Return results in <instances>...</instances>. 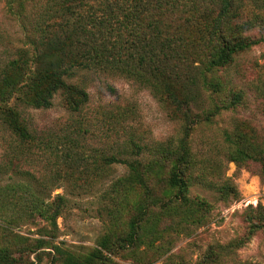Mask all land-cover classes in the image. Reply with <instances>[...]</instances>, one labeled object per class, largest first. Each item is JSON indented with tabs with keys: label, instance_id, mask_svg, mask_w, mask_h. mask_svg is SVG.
Masks as SVG:
<instances>
[{
	"label": "rangeland",
	"instance_id": "rangeland-1",
	"mask_svg": "<svg viewBox=\"0 0 264 264\" xmlns=\"http://www.w3.org/2000/svg\"><path fill=\"white\" fill-rule=\"evenodd\" d=\"M239 3L248 14L257 13L262 19L241 31V36L257 43L235 53L226 67L215 72L213 80L220 85L217 96L211 90L199 91L201 79L191 87L199 95L198 108L205 106L204 116L216 103H229L239 94L233 107L210 116L186 136L197 164L185 175V195L204 201L205 209L193 205L168 213L158 207L149 209L141 223L140 243L113 254L104 252L107 257L97 264H264V231L250 234L247 221L255 215V206L264 204V0H234ZM66 4V0H0V61L5 65L17 60L25 69H6L0 81L32 70L37 52L65 59L47 60L51 63L71 61L70 44L62 40L64 27L59 25L66 20ZM111 7L112 11L99 1L82 0L74 11L79 19L106 18L115 11V5ZM188 9V4L174 2L172 10L159 18L165 33L161 34L170 35V44L188 54L183 64H172L168 79L153 74L160 87L180 88L194 73L192 65L205 61L200 60L198 33L189 32L192 28L185 25H170L183 21ZM140 29L137 38L120 32L122 42L119 31L97 28L101 47L110 49L116 42L115 47L123 48L116 56L119 63L105 55L93 72L84 74L81 67H73V82H82L88 92L87 103L78 111L66 109L60 92L54 94L50 107L33 108L28 97L24 99L23 82L10 96L8 105L24 118L31 136L20 140L0 121V248L7 249L18 264H78L99 249L103 236H124L144 189L122 185L119 195H110L112 183L129 172L117 160L146 161L158 145L185 136L182 120L149 85L153 70L140 71L134 78L139 70L136 59L128 61L129 71L119 69L124 51L136 56L135 51L154 34ZM45 31L57 35L56 51L43 49ZM84 48L81 40L75 42V64L83 61L79 59ZM225 131L239 135L246 148L255 150V158L242 163L231 160L222 147ZM111 156L116 161L108 162ZM153 173L157 176L154 193L162 195L167 164L155 166ZM203 179L215 187L204 185ZM222 184L229 185L224 192L218 189ZM32 203L51 210L57 205L58 215L51 220Z\"/></svg>",
	"mask_w": 264,
	"mask_h": 264
},
{
	"label": "trees",
	"instance_id": "trees-1",
	"mask_svg": "<svg viewBox=\"0 0 264 264\" xmlns=\"http://www.w3.org/2000/svg\"><path fill=\"white\" fill-rule=\"evenodd\" d=\"M82 0H66L65 12L66 20L59 23L63 31L62 40L68 41L70 44L69 61L66 65L59 63H51L47 60H65L51 59L46 54L35 56L33 69L24 76H19L17 79H2L0 89V121L8 126V128L20 140L30 139L27 124L12 106L8 105L10 96L19 90L20 83L23 84L24 99L28 97V104L33 108H48L51 105V100L55 93L62 94V100L67 110L78 111L81 106L88 101V92L86 85L73 82L75 70L73 67H81L82 71L89 73L93 72L99 63L98 60L105 59V55H110L114 63H119L116 59L117 54L123 47L119 45L115 47L116 42L110 45V49L101 47L97 38V28L105 31H119L121 36L119 40L123 42L124 35L120 32H127L128 35L134 33L137 38L140 31L150 29L154 31L150 41L141 47L140 51H135V55L128 49L124 51V56L119 64V69H127L131 67L129 60H139V69L133 77L140 75V71L151 68L149 85H152V90L161 100L166 102L173 108L175 114L184 123L185 136L180 138L176 143L168 142L166 146L158 145L155 148V154H151L146 161L136 160L126 161L117 160L125 163L129 167V172L118 178L112 183L110 195H119L118 186H140L144 189V196L141 200L134 203L135 213L128 222V232L124 236H119L111 239L110 236H103L98 245L99 249H94L83 262L78 264H97L108 254H113L118 250L135 247L140 243V228L147 211L153 207H158L164 213L175 211L176 208L182 206H191L198 209H205L204 201L191 200L185 195L187 191L186 173L191 170L197 163L195 162L190 147L186 143V136L200 123H205L210 119V116L218 114L222 111L229 110L233 107L238 99L239 94L235 93L229 103H216L209 114H203V109L198 108V94L191 92V87L194 86L197 80L201 79L202 88L199 91L211 90V93L217 96L219 91V82L213 80L215 72L226 67L231 61L232 56L240 51L248 49L250 46L257 43L258 40L247 39L241 36V31L251 28L255 22L262 21L257 13L248 14L244 11V4H234V0H94L99 1L102 5L112 11L111 5H115V11L109 17L97 18L92 15L84 16L80 19L75 13V9L80 5ZM180 1L189 5L187 14L182 17L183 21L174 22L170 25L179 28L180 25H185L192 28L198 33L199 43L202 46V57L198 61V65H192L194 70L186 81L180 85V88H171L167 84L163 87L158 86L153 81V74L156 76H165L172 72L173 63L183 64L187 60L188 54L184 50L177 51L170 44V35L163 36L161 33L162 24L160 16L164 11L173 8V3ZM213 13V14H212ZM89 17V18H88ZM87 19V20H86ZM255 20V21H254ZM45 36H42L41 44L47 52L56 51L58 49V37L52 31H45ZM180 34V31H178ZM126 36L127 34L124 33ZM165 34V33H163ZM82 41L85 45L84 53L81 56L82 62L75 64L76 56L73 53L74 44L76 41ZM114 41V40H113ZM105 53V54H104ZM49 58V59H48ZM67 60V59H66ZM22 63L17 60H10L2 65L0 61V76L4 75L6 69L18 68L25 72ZM188 65V64H187ZM22 75V74H21ZM147 81V80H146ZM153 83V84H152ZM145 84V82H143ZM209 97V96H208ZM20 100V97L17 98ZM223 149L225 154L233 161L242 163L249 159L255 158L253 155L254 149L246 148L243 140L237 134L230 132L223 133ZM142 155V154H141ZM141 158L144 157L140 156ZM261 161V157L258 158ZM116 161V158H108V162ZM140 161V162H138ZM167 164L168 176L166 178V188H163L162 195H156L154 181L157 176L153 173L155 166ZM139 167L142 168L140 171ZM264 173V163L262 165ZM154 181V182H153ZM201 183L209 187H215L212 182H207L205 179ZM229 185L222 184L218 189L222 192L226 191ZM174 190V191H173ZM124 191V190H123ZM173 191V192H172ZM59 199H61L58 196ZM34 208L42 213H46L47 218L53 220L58 215V206H54L51 210L49 207H42L33 204ZM255 215L248 216L249 233L252 234L258 230L264 231V204L258 203L255 208ZM152 243V240L149 242ZM0 264H18L14 257L10 255L7 249L0 248ZM70 264H75L70 262ZM259 264V263H257Z\"/></svg>",
	"mask_w": 264,
	"mask_h": 264
}]
</instances>
